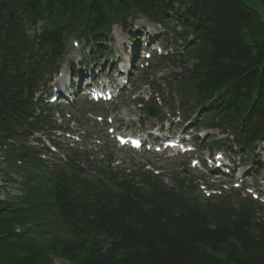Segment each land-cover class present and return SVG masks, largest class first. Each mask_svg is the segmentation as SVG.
<instances>
[{
	"label": "trees",
	"instance_id": "16d2710c",
	"mask_svg": "<svg viewBox=\"0 0 264 264\" xmlns=\"http://www.w3.org/2000/svg\"><path fill=\"white\" fill-rule=\"evenodd\" d=\"M21 1L29 27L45 25L30 34L0 17V142L51 124L34 113V78L25 69L60 58L66 34L105 36L116 21L169 12L201 41L191 54L196 99L216 94L213 112L233 114L245 143L264 131V20L244 0ZM19 156L29 167L11 159L0 167L4 185L21 178L19 194L0 196V264H264V206L252 199H203L180 179L174 188L150 179L144 189L106 169L103 184L51 170L26 149Z\"/></svg>",
	"mask_w": 264,
	"mask_h": 264
},
{
	"label": "rangeland",
	"instance_id": "374dc122",
	"mask_svg": "<svg viewBox=\"0 0 264 264\" xmlns=\"http://www.w3.org/2000/svg\"><path fill=\"white\" fill-rule=\"evenodd\" d=\"M249 6H251L252 8L256 9L257 11H259V13L262 16V19L264 20V0H244ZM134 24V23H133ZM143 25V20H135V24L133 25L132 28H134V30L141 28ZM141 48V46H139ZM67 52L68 55L66 56V62L67 61H71L72 59H76L77 62H80V58L81 55L80 53H77L73 50V47L70 44L69 41V45L67 48ZM84 54V52H83ZM192 64V63H190ZM177 67H173L171 66L168 70L165 71V74H168L169 72L175 70ZM141 74V71H140ZM141 80H137V84L141 85L143 84L144 81V77L140 78ZM130 98V97H128ZM89 110L91 112H95V111H100V110H106L105 107H100V106H94V105H90L88 103L85 102H80L79 104L75 105L73 107V109H71V112L73 113L74 118H76L79 122V124L81 126H83L84 128L90 129L94 132H97L99 134V136H101L102 134L106 133V130L101 129V127L95 123L93 120H90L87 116H86V111ZM68 123L65 121V125H67ZM112 141L109 140V143H111ZM109 150L110 152H114L117 154V156L119 158H121V156H123V158H127L125 157V153L124 152H118L117 150L111 148L110 145H108V147H104L101 149L102 152L106 153V151ZM66 153L68 155V157H73L72 153L68 150V147L66 148ZM96 155V154H95ZM98 155L95 156V158H97ZM142 161L140 162L143 165H149L150 162H157V166L158 165H164L165 168H170L169 173L174 172L177 168L176 165H178L179 162L175 161V162H169V161H161L158 157H150V158H145V157H141ZM80 166L84 167L85 169L87 168V164L85 162H79ZM0 165L1 167H4V165L2 164V160L0 159ZM125 165L126 167H128L129 165L138 167L139 164H135V162H132V164H128V161L125 160ZM122 165V167H123ZM18 180H20V178H17ZM166 182L169 185H172L171 182V178L169 177L168 179H166ZM19 194V190H18V184H13V185H4V183L2 181H0V196H2L3 198L5 196L8 195H17ZM57 264H72L66 260H57Z\"/></svg>",
	"mask_w": 264,
	"mask_h": 264
}]
</instances>
